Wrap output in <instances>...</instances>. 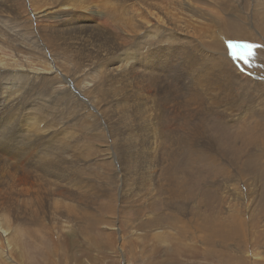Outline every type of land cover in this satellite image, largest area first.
<instances>
[{
  "label": "rangeland",
  "instance_id": "1",
  "mask_svg": "<svg viewBox=\"0 0 264 264\" xmlns=\"http://www.w3.org/2000/svg\"><path fill=\"white\" fill-rule=\"evenodd\" d=\"M105 1L119 11H104ZM228 1L239 8L235 17L207 10L208 0H185L199 11L192 14L129 12L127 6L138 8L131 0H64L82 20L66 25L64 15L53 19L51 0L13 2L34 33L58 28L82 54L50 47L67 83L54 71L43 75L51 62L18 41L12 69L0 67V89L21 98L15 111L1 114L0 149L19 136L25 107L47 97L38 100L50 103L42 115L56 124L51 131L66 130L74 157L67 172L47 157L59 180L43 185L51 200L72 198L97 222L43 225L29 205L20 206L19 194L0 203V264H264V0ZM91 11L94 17L81 14ZM125 55L131 63L123 64ZM148 139L154 159L145 151ZM16 155L7 160L17 165ZM44 164L38 173L49 175Z\"/></svg>",
  "mask_w": 264,
  "mask_h": 264
},
{
  "label": "bare ground",
  "instance_id": "2",
  "mask_svg": "<svg viewBox=\"0 0 264 264\" xmlns=\"http://www.w3.org/2000/svg\"><path fill=\"white\" fill-rule=\"evenodd\" d=\"M14 1H16V0H0V67H2L5 71L12 69L11 66H12L13 60H12L11 56H12L13 52L17 51L18 47L16 45H17L18 41H21V42L25 43L24 47H22V48H25L26 51L31 52L30 53L31 56L36 54V55L42 57L43 59L51 62L49 65V69L45 68V70H44L45 73L43 75H50V72L54 71L56 74L62 76V78H63L62 81H64V82L66 81L68 83V81L66 79H64V77L65 78L67 77L66 74H62L60 71L58 72V69L55 66V63L52 61L53 59L51 56H53V53H52V51H50V47L52 45L55 46V53L61 52L64 55H66L70 50H72L75 53L76 58L79 55H81L82 52L80 51V49H70V47L62 40L60 30L58 28H57V32L56 31L48 32L47 29L45 28L43 36H40L39 34L34 33L32 30V22L25 15H23L19 12H16V9H15L14 4H13ZM18 1L22 2L25 0H18ZM51 1L53 2V5H55L52 9V12L56 14L53 17L54 20H56L60 16L64 15V17L62 18V22H61V24H63V25L68 24V22H71L76 17H77V19H79L80 22H82L80 15H77L75 17V15H74L75 12L72 11L71 8H69L67 6H63L64 0H51ZM131 1H132V3H134V5H136V7L138 6V8L136 9L134 6H127L125 8L126 11H129V12L130 11H141V12L150 13V14H186V13L192 14V13L199 12L196 8H193V7H190L189 5H187L185 3V0H131ZM188 1L193 3L195 6H197L198 3L202 2V0H188ZM208 1L210 2V6H208L207 10L213 12L214 14L229 15V16L233 15V17H235V15H237L239 12V8L236 5H233L232 3H230L228 0H208ZM100 6L104 9V11L109 12L110 14H115L116 12L119 11V6L117 4H112L110 1H105ZM81 14L92 15V17H94L93 11H91L90 13L82 12ZM101 18H102V15L100 16V19ZM34 22H36V18H34ZM57 38H59L63 42L61 44L55 45L54 39H57ZM236 44H239V43L235 42L234 46ZM224 48L229 49L232 47H229L225 44ZM227 51H225V53ZM135 53L136 52H134L133 54H135ZM126 55L121 59V61H123V64L132 62L131 59L127 58L131 55V53L129 56H126ZM140 55H142V54L137 53L136 56H138V59L140 58ZM133 58H135V56H132V59ZM129 60H131V61H129ZM76 61H77V59H76ZM150 65H147V67L150 68ZM50 66H51V69H50ZM83 66H84V58H83ZM145 67H146V65H143L142 70H144L146 72ZM119 68H120V66H118L116 69H119ZM12 71H14V70H12ZM30 72H32V71L28 69L27 70L28 74L25 73L26 78L29 77L28 78L29 80L32 78L30 75ZM35 72L39 73L38 71H35ZM150 72H152V71H150ZM32 74L34 75L33 72H32ZM40 75H42V74H40ZM17 76L20 78L22 77L19 75H17ZM36 76H39V75L37 74ZM60 82L61 81H59V83ZM54 84H56V83H54ZM55 86H59V85H55ZM73 87L76 90L77 94L78 93L81 94L79 91V88L76 86L75 83H74ZM52 88L55 89L54 87H52ZM7 89L10 91L11 87L7 88ZM8 90L0 89V99H1L0 100V110H2V113H0V117H1V114H5L8 111H10V112L15 111V109H17L16 106H18V103L21 100V98L17 97L16 95L9 92ZM20 90H21V88H20ZM63 91H66L67 93L69 92V91L64 90V89H63ZM2 94H3V96H2ZM37 96H39V95H37ZM75 96L76 95L74 94L72 97H75ZM45 98H47V97L43 98V95H40L34 101L35 103H33V104L30 103L31 105H29L28 107H25V110H27V112H26L27 119L24 120L23 124L21 122L19 125H17L18 128L16 131L18 132L17 134L19 136L17 138H15V135L9 136L8 139H10L9 140L10 144L7 146H4L5 149H0V197H2V196L4 197V200L0 201V203L5 204V202H9V199H13L14 197H15L14 201H18V200H20V195H21V196H23L24 199L22 198L21 201H18V202H20V206L23 205L22 208H27V205H29L28 207L30 209V212L34 213L35 220L38 218V220L43 225H45V223H47L50 225H54L55 228H57V226H59L58 223H65L67 225H72L71 222L82 223L85 220H89L86 222V224H91V220H92V223H95V222H97V219H92L95 216L94 213H92L91 211L82 210L81 206L78 205L79 202L76 204V202H74L72 198H66V197H65L64 201H62L60 198H57V199L52 198V200H51L49 193H51L52 191H50L48 193L46 191L44 185H43V183H45V181H46V182L52 184V186L54 188V179L59 180L58 178L53 177V175H55L56 173L52 171V167H50L48 164H46V165L44 164L45 162H48L46 160V159H48L47 157H51V159L52 158H57L58 160L60 159L59 160V168L64 169L66 172H67V170H66L65 166L67 165V167H68V164L71 162V161L67 162V160L72 159L74 157L73 153L70 152V150H69L72 146H70V148H68V146H67V144L69 142H66L67 140L65 138L69 134L66 132V130H64L65 131L64 133L60 132V135H58L59 133L57 134L56 132L51 131V130H53V128L55 130H57L56 124L54 126V124L52 125L51 123H48L49 118L44 119V116L42 115V114H44V112H43L44 108L46 109L47 107H50V105H49L50 103L46 104V103L42 102ZM41 99H42V101H38ZM110 107L108 108V112H111L113 110ZM105 111H106L105 109L102 110V112H105ZM51 112H52V110H51ZM116 113H117V111H114V114H116ZM119 115L121 116L120 113H119ZM138 116H139V119L141 120L142 123L145 122V117L140 116V114H138ZM12 117H14V116H12ZM47 117H50V116L47 115ZM6 118H8L7 122L5 123L6 126L7 127L13 126L14 121H12L11 117L9 118L8 116H6ZM118 118H121V117H118ZM123 120H127V119H123ZM43 122H47V125L43 124ZM124 123L126 124V121ZM125 124H124V126H125ZM58 128H60V127H58ZM125 129H126V127H125ZM5 132L6 131H4V133ZM148 135L153 136V134H149V133H148ZM3 139L4 138L0 139V142H2V145L4 142H6ZM34 139L36 140V142L34 145L31 144V147L28 143H25L27 141L30 142L32 140L34 142ZM148 140L150 142H146V146H148V147H146L145 151L150 153L153 156L152 159H154V156L157 154V149H156V147H154L152 145L153 140L152 139H148ZM22 145H23V147H22ZM151 146H153L152 151L149 148ZM22 148L26 152H22V150H23ZM14 151L17 154L16 156H20L18 161H17V165H15V164H13L7 160L8 159V153L12 154ZM130 155H131V153H130ZM15 160H17V159H15ZM42 164L45 165V166L43 165L44 167H43L42 172L47 171L49 173V175L38 173V169L40 166H42ZM36 165H37V167L34 168V166H36ZM40 169H41V167H40ZM31 176H34V177H31ZM59 178L62 180H63V178H65V180H63V181H67L69 179V177H67L65 174L60 176ZM78 191H79V189H78ZM33 192H34V194H33ZM46 193H48V194H46ZM27 197H31V199H28ZM33 197H35V200H32ZM70 197H71V194H70ZM12 206H10V207H12ZM2 208L4 209L5 207L2 206ZM10 209H12V208H10ZM58 209H61V212L63 214H65V219L63 218V214L61 213V214H58L59 222L58 221L55 222L56 219H54V218L56 217L57 211L60 212V210H58ZM49 215H51L53 218L50 217ZM69 216H70V218H69L70 221L67 220V218ZM3 222H4V220H3ZM98 222H100V221H98ZM245 222H247V221H240L241 225H244ZM239 227L244 228L243 226H240V225H239ZM83 228H85V224L80 226V229H83ZM216 234H217V232L215 233V231H213V234L210 237L216 236ZM3 236H5V235H3ZM221 237H223V236H221ZM226 239L230 240L229 237H226ZM2 244L3 243L0 242V248L4 249L5 246Z\"/></svg>",
  "mask_w": 264,
  "mask_h": 264
},
{
  "label": "snow or ice",
  "instance_id": "3",
  "mask_svg": "<svg viewBox=\"0 0 264 264\" xmlns=\"http://www.w3.org/2000/svg\"><path fill=\"white\" fill-rule=\"evenodd\" d=\"M229 47H232V45H229ZM245 47L252 49V48H256L257 46L256 45H245Z\"/></svg>",
  "mask_w": 264,
  "mask_h": 264
}]
</instances>
